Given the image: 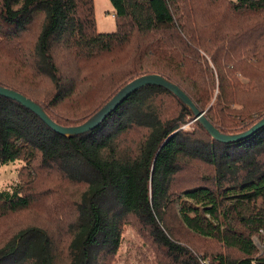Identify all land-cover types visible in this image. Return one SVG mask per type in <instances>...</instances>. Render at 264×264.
Returning a JSON list of instances; mask_svg holds the SVG:
<instances>
[{
  "label": "trees",
  "instance_id": "obj_1",
  "mask_svg": "<svg viewBox=\"0 0 264 264\" xmlns=\"http://www.w3.org/2000/svg\"><path fill=\"white\" fill-rule=\"evenodd\" d=\"M108 1L111 33L97 32L93 0H0V87L65 127L86 122L147 74L180 87L222 134L246 132L264 118L257 115L264 109V0ZM202 4L213 9L199 10ZM162 95L177 100L176 118L157 105ZM66 102L78 106L83 121L67 124L54 115ZM226 112L238 119L231 123ZM191 116L173 94L147 86L97 128L64 136L0 96V166L20 161L33 171L39 164L83 187L70 206L63 263L47 231L30 226L0 247V264H110L129 217L163 255L160 262L264 264L252 241L264 230V127L218 143L194 116L198 131L183 130ZM187 162L199 175L181 188L176 180ZM31 200L21 183L0 191V214L26 209ZM170 219L235 254L199 259L174 237Z\"/></svg>",
  "mask_w": 264,
  "mask_h": 264
},
{
  "label": "rangeland",
  "instance_id": "obj_2",
  "mask_svg": "<svg viewBox=\"0 0 264 264\" xmlns=\"http://www.w3.org/2000/svg\"><path fill=\"white\" fill-rule=\"evenodd\" d=\"M93 3L97 32H114L115 20L112 17L113 9L110 2L108 0H93ZM206 7H212L213 9L212 5L202 4L199 10ZM235 18L236 16L232 17L233 22H235ZM211 68L212 65H210ZM211 71H214L213 68ZM261 91L260 97L263 98L264 89ZM175 101L177 100L172 99L169 95H162V97L157 99V105L163 107L164 112L168 116L176 118L177 114H179L180 106ZM60 105V108L54 111V115L59 119L61 118L64 123L75 124L83 121L85 115L77 114L78 112L76 111H79L77 105L67 102ZM226 114L228 113L226 112ZM258 114L263 116L264 109ZM228 115H230L228 119H231V123L238 119L237 114L231 113ZM186 119L188 121L181 128L187 131H198L196 126L199 127V125L193 120V116ZM135 139V134L130 137V141ZM187 165L188 167L180 171L176 180V183L181 188L197 183L194 178L199 175V166L192 165L191 162H187ZM38 166L39 164L33 168V171L26 168L25 164L20 161L0 166V191H14L18 184L21 183L24 187V192L32 199L31 204L26 209L15 213H5V215L0 214V247L20 229L37 226L46 230L49 237H52L53 250L60 254H55L56 262L63 263L67 256L65 245L69 240L67 220H70L72 216L70 206L78 200L83 187L75 186L68 180L61 178L55 170H44ZM60 213L62 217L59 216ZM169 223L178 242L190 249L199 259L201 257L207 261L215 254H226L229 256L235 254L228 249L224 250L223 246L212 239H204L196 234L194 235L174 219H170ZM121 234L119 250L110 259V264H167L164 259L160 262L163 255L139 233L136 220L132 217H129L123 225ZM252 241L256 245L258 254H264L263 229L258 234L253 235ZM199 261L204 264L202 259Z\"/></svg>",
  "mask_w": 264,
  "mask_h": 264
},
{
  "label": "water",
  "instance_id": "obj_3",
  "mask_svg": "<svg viewBox=\"0 0 264 264\" xmlns=\"http://www.w3.org/2000/svg\"><path fill=\"white\" fill-rule=\"evenodd\" d=\"M147 86H155L164 88L181 102H183L192 112L195 121H198L204 130H207L213 140L218 143H230L237 140L245 139L252 133L264 127V118L255 123L250 129L243 133H235V135H225L219 132L211 122L205 117L204 112H201L191 101L188 96L177 85L172 84L163 76L155 74H147L146 76L137 77L132 79L131 82L122 86L118 92L110 98L104 106L95 114L89 117V120L82 124L75 126L65 127L59 126L48 118L40 106H37L33 101L23 97L20 93L14 92L4 87H0V96L18 102L22 107L34 113L45 125H47L53 132L58 135L76 136L83 135L97 128L104 122L107 116L114 112L123 102L130 97L133 93Z\"/></svg>",
  "mask_w": 264,
  "mask_h": 264
}]
</instances>
